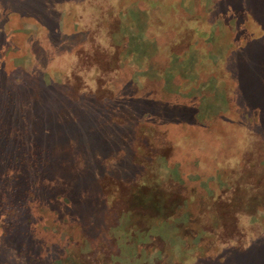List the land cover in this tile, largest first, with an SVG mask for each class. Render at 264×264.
Wrapping results in <instances>:
<instances>
[{"label": "rangeland", "instance_id": "374dc122", "mask_svg": "<svg viewBox=\"0 0 264 264\" xmlns=\"http://www.w3.org/2000/svg\"><path fill=\"white\" fill-rule=\"evenodd\" d=\"M0 264H264V0H0Z\"/></svg>", "mask_w": 264, "mask_h": 264}]
</instances>
